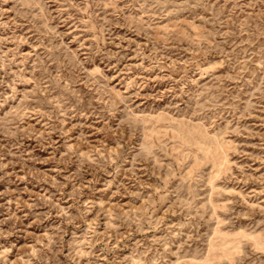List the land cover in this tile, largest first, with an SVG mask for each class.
I'll return each mask as SVG.
<instances>
[{
  "label": "rangeland",
  "instance_id": "obj_1",
  "mask_svg": "<svg viewBox=\"0 0 264 264\" xmlns=\"http://www.w3.org/2000/svg\"><path fill=\"white\" fill-rule=\"evenodd\" d=\"M0 264H264V0H0Z\"/></svg>",
  "mask_w": 264,
  "mask_h": 264
}]
</instances>
